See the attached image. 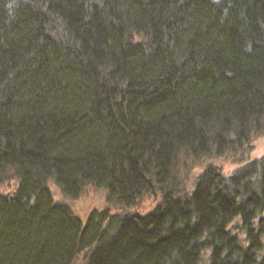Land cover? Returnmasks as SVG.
I'll list each match as a JSON object with an SVG mask.
<instances>
[{"label": "trees", "instance_id": "obj_1", "mask_svg": "<svg viewBox=\"0 0 264 264\" xmlns=\"http://www.w3.org/2000/svg\"><path fill=\"white\" fill-rule=\"evenodd\" d=\"M261 135L264 0H0V264H264Z\"/></svg>", "mask_w": 264, "mask_h": 264}, {"label": "rangeland", "instance_id": "obj_2", "mask_svg": "<svg viewBox=\"0 0 264 264\" xmlns=\"http://www.w3.org/2000/svg\"><path fill=\"white\" fill-rule=\"evenodd\" d=\"M250 143L252 150L250 152L249 159L264 155V135L253 138ZM229 157L221 158L222 160H216V163L221 167L224 173H229L239 165L238 163L233 162L234 159L232 160ZM12 189L13 183H5L0 186V192L2 193L9 192ZM51 191L55 200L64 201V203L68 204L73 212L78 215L81 220H84L87 214L93 209H103L108 207L111 209V212L118 211L117 207H111L108 205L105 199V192L100 189L87 187L78 197L74 199L63 198L54 186H51ZM153 204V198L151 196H145L143 199H141L137 206L129 208L128 211L143 213L149 210Z\"/></svg>", "mask_w": 264, "mask_h": 264}]
</instances>
